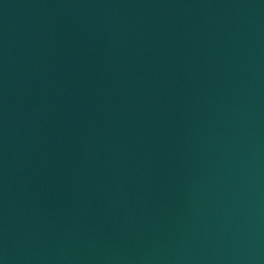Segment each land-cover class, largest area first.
Returning a JSON list of instances; mask_svg holds the SVG:
<instances>
[{"label":"water","instance_id":"obj_1","mask_svg":"<svg viewBox=\"0 0 264 264\" xmlns=\"http://www.w3.org/2000/svg\"><path fill=\"white\" fill-rule=\"evenodd\" d=\"M0 264H264V0H0Z\"/></svg>","mask_w":264,"mask_h":264}]
</instances>
